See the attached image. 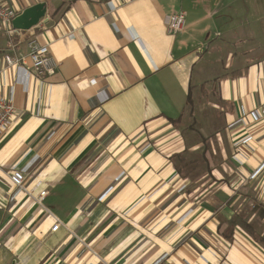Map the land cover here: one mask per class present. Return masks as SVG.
Here are the masks:
<instances>
[{
  "label": "crops",
  "instance_id": "obj_1",
  "mask_svg": "<svg viewBox=\"0 0 264 264\" xmlns=\"http://www.w3.org/2000/svg\"><path fill=\"white\" fill-rule=\"evenodd\" d=\"M40 3L53 75L0 22V264H264V0H0Z\"/></svg>",
  "mask_w": 264,
  "mask_h": 264
},
{
  "label": "built area",
  "instance_id": "obj_2",
  "mask_svg": "<svg viewBox=\"0 0 264 264\" xmlns=\"http://www.w3.org/2000/svg\"><path fill=\"white\" fill-rule=\"evenodd\" d=\"M16 16L17 13L13 9L0 4V22L7 27L10 37L8 53L5 55L6 65L9 67L27 66L38 77L53 75L56 71V65L47 46H42L36 39H33L29 42L30 52L27 56L21 55L18 52L16 44L13 41L16 30L12 25ZM166 25L169 34L184 32L187 26V14L184 11H179L169 16L166 19ZM27 60L30 61V66H28ZM16 110L12 100L0 97V136L6 134L9 130L14 117L17 115ZM10 179L18 190L29 193L25 187V176L20 171L13 170ZM46 195L47 191H42L37 200H43ZM60 226V222L56 221L52 232H56Z\"/></svg>",
  "mask_w": 264,
  "mask_h": 264
},
{
  "label": "water",
  "instance_id": "obj_3",
  "mask_svg": "<svg viewBox=\"0 0 264 264\" xmlns=\"http://www.w3.org/2000/svg\"><path fill=\"white\" fill-rule=\"evenodd\" d=\"M47 12L46 4L40 3L26 9L22 14L13 20V28L17 31H28L37 26L45 17Z\"/></svg>",
  "mask_w": 264,
  "mask_h": 264
},
{
  "label": "rangeland",
  "instance_id": "obj_4",
  "mask_svg": "<svg viewBox=\"0 0 264 264\" xmlns=\"http://www.w3.org/2000/svg\"><path fill=\"white\" fill-rule=\"evenodd\" d=\"M217 69V67L216 66H213V70H216ZM205 99H207V100H210V101H213V98H212V96L211 95H207V96H205ZM206 100V101H207ZM203 101H205V100H203ZM197 105H198V100L195 98V106H193L192 108H193V110H194V107H195V109H197ZM188 111V110H187ZM205 111V110H204ZM204 111H202V112H204ZM205 112H208L207 110L205 111ZM216 126L217 127H221V123H220V120H219V124H216ZM198 128H200V127H198ZM197 168H199V170L197 171V173H201L202 171L204 172V170H203V167H202V164H197ZM191 169V168H190ZM194 169V168H193ZM256 228L258 229V230H260L262 227H260V226H256ZM262 232H264V228L261 230V233ZM257 235H259L260 236V233L259 232H255L254 233V236H255V238H258L257 237Z\"/></svg>",
  "mask_w": 264,
  "mask_h": 264
}]
</instances>
